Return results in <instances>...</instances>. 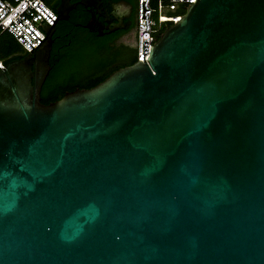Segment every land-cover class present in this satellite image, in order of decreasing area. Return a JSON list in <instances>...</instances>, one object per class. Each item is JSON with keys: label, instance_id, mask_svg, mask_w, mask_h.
<instances>
[{"label": "water", "instance_id": "obj_1", "mask_svg": "<svg viewBox=\"0 0 264 264\" xmlns=\"http://www.w3.org/2000/svg\"><path fill=\"white\" fill-rule=\"evenodd\" d=\"M84 4L123 28L125 0H60L0 69V264H264V0H194L146 61L43 103Z\"/></svg>", "mask_w": 264, "mask_h": 264}, {"label": "trees", "instance_id": "obj_2", "mask_svg": "<svg viewBox=\"0 0 264 264\" xmlns=\"http://www.w3.org/2000/svg\"><path fill=\"white\" fill-rule=\"evenodd\" d=\"M125 1L132 3L130 5L135 18L136 0ZM49 3L52 8H55L59 0H52ZM185 7L184 3H179L176 11L183 13ZM89 12L90 10L86 7L79 10L80 18H78V14L74 13V9H72L67 18L54 20L53 30L50 34L52 40L50 41L48 60L55 62L48 68L40 86L39 100L41 102L47 103L61 97L63 90L70 91L74 88L90 87L115 68L130 64L136 59L134 47L126 45L130 53L118 64L111 65L120 51L118 45L111 44L115 35L104 32L97 33L95 28L83 25L89 17ZM168 22L166 21L159 27L156 38ZM26 53L11 33H0V58L5 63Z\"/></svg>", "mask_w": 264, "mask_h": 264}, {"label": "built area", "instance_id": "obj_3", "mask_svg": "<svg viewBox=\"0 0 264 264\" xmlns=\"http://www.w3.org/2000/svg\"><path fill=\"white\" fill-rule=\"evenodd\" d=\"M52 0H0V33L9 32L17 40L22 50L30 52L44 37L42 23L51 24L56 12L52 10ZM194 0H136L134 39L132 46L136 60L146 61L149 47L156 39L159 27L166 21H177L182 13L177 12L179 3ZM142 39H146V51L142 57ZM5 62L0 58V69Z\"/></svg>", "mask_w": 264, "mask_h": 264}, {"label": "flooded vegetation", "instance_id": "obj_4", "mask_svg": "<svg viewBox=\"0 0 264 264\" xmlns=\"http://www.w3.org/2000/svg\"><path fill=\"white\" fill-rule=\"evenodd\" d=\"M72 1H76V0H68V2H72ZM60 2V0H59ZM132 3H128V13L121 18L120 22L123 24V28H121V26H116L112 29H108V27L105 26H101L100 30L103 31L104 33H111L115 36H113L114 38H112L111 40V44L112 45H118L120 51H119V55L115 58V60L111 63V65H115L118 64L123 58H125V56H127L130 53L129 48L126 45H132L133 43V39H134V23H135V18H134V13L133 10L131 8ZM84 6L86 8H88L89 10L92 9L93 12V16L96 17L97 20L101 21L102 24H106L107 21L106 19H102L103 18V14L101 13H97V11H94L95 6H92L91 4H84ZM72 9H69L66 13L67 15L69 14V12ZM89 16H90V12H89ZM94 20V19H92ZM96 20L92 22H90L89 26L93 27L96 29V25L95 24ZM171 22H168L167 24H169ZM111 23H108V26H111ZM97 30V29H96ZM107 30V31H104ZM125 31V32H122ZM100 33V32H99ZM102 33V32H101ZM128 36L131 37L132 39V43L128 41H125L124 37ZM111 45V46H112Z\"/></svg>", "mask_w": 264, "mask_h": 264}, {"label": "rangeland", "instance_id": "obj_5", "mask_svg": "<svg viewBox=\"0 0 264 264\" xmlns=\"http://www.w3.org/2000/svg\"><path fill=\"white\" fill-rule=\"evenodd\" d=\"M124 39H125V41H128V40H129V42L132 43V39H131V37L125 36Z\"/></svg>", "mask_w": 264, "mask_h": 264}, {"label": "bare ground", "instance_id": "obj_6", "mask_svg": "<svg viewBox=\"0 0 264 264\" xmlns=\"http://www.w3.org/2000/svg\"><path fill=\"white\" fill-rule=\"evenodd\" d=\"M91 3V2H90Z\"/></svg>", "mask_w": 264, "mask_h": 264}]
</instances>
